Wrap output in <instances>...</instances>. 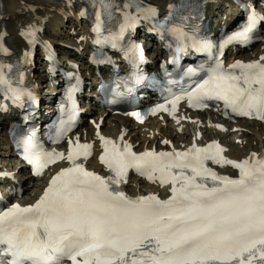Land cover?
Masks as SVG:
<instances>
[{
	"label": "snow or ice",
	"instance_id": "6c2138e0",
	"mask_svg": "<svg viewBox=\"0 0 264 264\" xmlns=\"http://www.w3.org/2000/svg\"><path fill=\"white\" fill-rule=\"evenodd\" d=\"M98 2L108 15L115 11L123 16L119 31L108 37L113 47L141 19L156 14L141 0ZM176 8L169 5L170 16ZM261 22L264 16L253 10L229 42L248 39ZM170 31L182 41L191 40L196 50L211 52L215 47L211 40L190 36L183 26L173 25ZM36 32L35 26H29L22 35L34 43ZM2 39L0 51H6ZM129 54L143 59L139 45H132ZM5 84L0 76V86ZM7 91L14 102L25 96L34 99L32 92L10 84ZM184 99L194 108L222 100L231 113L264 121V57L227 67L218 57L206 79L156 105L151 114H174ZM130 115L141 118L140 113ZM97 135L103 148L99 159L111 173L107 177L85 167L82 161L92 155L93 145L80 143L78 137L69 141L66 155L44 150L32 136L19 141L34 175H43L45 168L60 160L71 166L51 178L34 204L0 210V264H264V156L252 153L242 161L228 159L216 141L205 147L193 143L186 151L136 153L126 142L121 147ZM208 162L231 165L239 176L219 175ZM129 170L149 181L158 179L161 186L171 185V195L167 199L156 194L127 196L114 185L126 182Z\"/></svg>",
	"mask_w": 264,
	"mask_h": 264
},
{
	"label": "bare ground",
	"instance_id": "6f19581e",
	"mask_svg": "<svg viewBox=\"0 0 264 264\" xmlns=\"http://www.w3.org/2000/svg\"><path fill=\"white\" fill-rule=\"evenodd\" d=\"M146 1L147 4H152L156 10H160L164 7H167L168 3L172 2V0H142ZM214 1H221L224 4L228 5L227 13H223L222 17H226L229 21H232L234 17V13L232 12L234 3L232 0H212ZM260 0H255V2ZM75 0H0V36L3 37L2 44L3 48L6 51H0L3 53V56L8 62H16L19 60L28 59L29 57L24 56L25 51H38L42 52L41 47L29 46L27 42H25V35H22L23 32L27 30L29 26H35L36 28L40 29L41 35L43 37L48 36V39L45 40L51 45L50 48L53 52V55L56 56V60L60 61V64H64L66 67H70L76 73L83 75L84 72L90 74V78L92 77V71L89 69H94V65H96V60H91L92 55V47L93 45L89 42L94 32L93 27L88 24L86 18L79 16V8L75 5ZM211 11L214 9H218L216 6L209 7ZM79 16V18H77ZM217 18L220 22H222L223 18L218 13H213L211 17V21L214 23L215 18ZM142 22H147V19H141ZM137 34H140L139 32ZM142 43L146 46L149 44L156 45L157 41L160 40L157 35L155 37H146L145 33L141 34ZM38 41V44L42 42L41 39L35 38ZM151 43H147L150 42ZM246 46V45H245ZM247 47V46H246ZM152 50V49H151ZM264 54V38L257 44L255 49L250 48L242 53V56L245 57H253V56H260ZM47 54L42 52V57L39 58L44 60ZM83 57V58H82ZM229 60L227 56H225V62L227 63ZM24 63V62H22ZM38 63V62H37ZM94 64V65H93ZM98 68V66H97ZM33 69L42 70V66L38 63L37 67L34 65ZM38 71H33L32 74H35ZM30 76V74L28 75ZM34 77V75H33ZM36 78V77H34ZM37 92V90H36ZM86 92V91H85ZM38 93V92H37ZM46 98L45 96H42ZM40 104L45 103L43 100L39 102ZM186 111H183L181 108L176 112V118L168 119L164 116H158L157 118H149L143 122H134L131 119H128L126 116L123 118H119L118 115L114 114L110 116L104 112L98 113L92 121H88L83 124L82 129L79 131H75L71 133V137L69 138L71 141L76 140L79 138V141H86L93 145L92 155L88 158L92 165L96 164L97 153L99 152L101 141L97 135L99 132L100 135L115 140L116 138L126 139L131 145L138 146L137 149H142L145 147H154L153 144L163 143V141L170 139L169 137H165L166 135H170L173 137H177V133H183L184 127L188 126L190 133H195V128L197 127V119L194 118H184ZM180 120L178 124H176L177 120ZM222 124H228V127L236 128L235 124H241L242 127L237 125V128H244L249 129V136H250V145H247L248 148L243 151L240 149L239 142L231 143V148L233 152H238L237 157L234 160H241L246 158L250 151L260 149H264V124L257 120H248V119H241L235 121L236 123H230L227 120H221ZM101 125L99 129H97L96 125ZM262 124V125H261ZM178 125V127H177ZM167 127L169 129H167ZM227 128V127H226ZM222 130L217 127L215 130V135ZM210 133L214 132L213 129L209 130ZM235 137H240V140H244V135H237V131L234 132ZM202 135H199L197 141H204L201 138ZM232 136V135H228ZM258 137L257 141L255 138ZM181 140H184V137H180ZM218 141V137H214ZM168 141V140H167ZM172 141V140H171ZM183 147H187L189 142L182 143L179 141ZM169 144V143H167ZM197 144V142H196ZM246 144V142H245ZM69 146V140L67 143L63 145H58L59 148L66 150ZM246 148V147H245ZM172 151H179L177 149H171ZM242 153V155H239ZM5 155L3 158H0V169L10 171L13 176H7L3 173L0 176V183H3L2 187L6 185V182H13L16 184L19 180V177L24 176V173L27 171L28 167H24L21 163L17 167V171L15 170L14 165L16 162H11L9 165L6 163H1L2 161H10L7 160L8 157V150L3 152ZM258 156H262L264 154V150H260ZM21 175H20V174ZM15 180V181H14ZM35 182V186L38 179L31 180ZM132 182V180H131ZM28 181H22V185H26ZM13 186L6 188L10 190ZM126 190L130 194L138 193L135 186L132 184L125 185ZM151 187L155 189V186H145ZM40 185L37 187L39 190ZM37 192L35 191L34 187H32L28 191V196L32 198ZM17 201L25 202L23 195L16 199Z\"/></svg>",
	"mask_w": 264,
	"mask_h": 264
},
{
	"label": "rangeland",
	"instance_id": "374dc122",
	"mask_svg": "<svg viewBox=\"0 0 264 264\" xmlns=\"http://www.w3.org/2000/svg\"><path fill=\"white\" fill-rule=\"evenodd\" d=\"M249 133H246L244 135V138H245V141L243 140L242 143L240 144V149H243V151L248 148L247 145H250L249 142H250V136L248 135ZM264 138V137H263ZM258 140V137L255 138V140L253 141H257ZM246 142V144H245ZM246 147V148H245ZM5 155L2 153V150L0 151V157L3 158ZM5 158V157H4ZM6 159H8V157H6ZM6 162H10V161H6Z\"/></svg>",
	"mask_w": 264,
	"mask_h": 264
}]
</instances>
